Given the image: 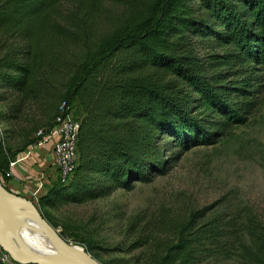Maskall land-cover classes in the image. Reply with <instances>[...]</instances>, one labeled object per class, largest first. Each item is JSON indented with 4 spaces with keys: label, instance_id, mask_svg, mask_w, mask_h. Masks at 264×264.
Returning a JSON list of instances; mask_svg holds the SVG:
<instances>
[{
    "label": "trees",
    "instance_id": "trees-1",
    "mask_svg": "<svg viewBox=\"0 0 264 264\" xmlns=\"http://www.w3.org/2000/svg\"><path fill=\"white\" fill-rule=\"evenodd\" d=\"M119 5L97 32L95 0H0V125L30 127L22 147L2 139L0 172L50 131L62 103L82 111L76 169L37 201L54 228L48 211L150 183L192 149L217 145L248 124L264 94V0ZM246 214L201 223L193 213L143 264H264V222Z\"/></svg>",
    "mask_w": 264,
    "mask_h": 264
},
{
    "label": "rangeland",
    "instance_id": "rangeland-1",
    "mask_svg": "<svg viewBox=\"0 0 264 264\" xmlns=\"http://www.w3.org/2000/svg\"><path fill=\"white\" fill-rule=\"evenodd\" d=\"M95 1L101 5L95 30L104 31L120 16L122 0ZM148 1L138 0V8ZM66 3L61 4L64 14L73 9ZM70 52L79 54L74 49ZM71 111L80 120L77 102ZM26 124L0 125L6 147H22L30 129ZM246 212L245 218L264 222V94L247 125L234 129L215 146L192 149L168 175L138 183L132 190H118L105 199L50 210L47 217L66 241L96 248L91 253L103 264H143L159 246L153 242L173 240L193 213L205 215L204 223L216 216L233 222ZM215 264H241V258L220 259Z\"/></svg>",
    "mask_w": 264,
    "mask_h": 264
},
{
    "label": "water",
    "instance_id": "water-1",
    "mask_svg": "<svg viewBox=\"0 0 264 264\" xmlns=\"http://www.w3.org/2000/svg\"><path fill=\"white\" fill-rule=\"evenodd\" d=\"M2 133L0 131V148ZM46 184L36 195V200L42 197ZM35 194V192H34ZM27 213L33 223L44 234L54 252L28 254L19 251L7 240L12 216ZM0 247L19 264H102L84 248L66 241L61 234L44 218L33 200L13 194L0 184Z\"/></svg>",
    "mask_w": 264,
    "mask_h": 264
},
{
    "label": "built area",
    "instance_id": "built-area-1",
    "mask_svg": "<svg viewBox=\"0 0 264 264\" xmlns=\"http://www.w3.org/2000/svg\"><path fill=\"white\" fill-rule=\"evenodd\" d=\"M79 132L80 120L74 116L71 107L64 102L58 108L53 127L47 133L43 130L37 132L38 141L25 151L26 154L21 160L31 158L36 149L52 143L54 145V166L58 174L57 177L64 182L73 174L77 166ZM21 160L17 159L11 162L10 167H14ZM43 182L36 190L35 197L44 187ZM0 260L4 263H16L1 247Z\"/></svg>",
    "mask_w": 264,
    "mask_h": 264
},
{
    "label": "crops",
    "instance_id": "crops-1",
    "mask_svg": "<svg viewBox=\"0 0 264 264\" xmlns=\"http://www.w3.org/2000/svg\"><path fill=\"white\" fill-rule=\"evenodd\" d=\"M53 148L54 145L52 143L38 148L35 150L33 156L27 160H21L26 154L25 151L19 153L15 160L20 159L21 161H18L14 167H10L9 164L11 161L0 172V184L2 187L13 194L36 201L34 192H36L40 183L44 181L43 183L46 184V189L41 195L44 196L50 183L58 179V174L54 166L55 156ZM7 156L8 152L5 151L4 159H7ZM0 264L18 263H4L0 260Z\"/></svg>",
    "mask_w": 264,
    "mask_h": 264
},
{
    "label": "bare ground",
    "instance_id": "bare-ground-1",
    "mask_svg": "<svg viewBox=\"0 0 264 264\" xmlns=\"http://www.w3.org/2000/svg\"><path fill=\"white\" fill-rule=\"evenodd\" d=\"M7 230V240L19 251L28 254L54 252L44 234L27 213L12 216Z\"/></svg>",
    "mask_w": 264,
    "mask_h": 264
}]
</instances>
